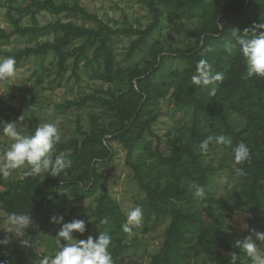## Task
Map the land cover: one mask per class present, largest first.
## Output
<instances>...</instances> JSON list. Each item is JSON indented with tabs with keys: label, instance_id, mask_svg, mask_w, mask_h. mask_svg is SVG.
I'll return each mask as SVG.
<instances>
[{
	"label": "trees",
	"instance_id": "1",
	"mask_svg": "<svg viewBox=\"0 0 264 264\" xmlns=\"http://www.w3.org/2000/svg\"><path fill=\"white\" fill-rule=\"evenodd\" d=\"M145 3L153 13L148 27L118 29L78 3L30 0L17 8L11 0H0V7L7 6L20 15L40 9L55 15L79 16L95 24L85 26L71 20H56L42 26H21L18 18L6 12L12 30L9 33L0 31V40L12 34L32 38L46 32L56 35L54 41L7 53V57L15 58L17 68L22 59L51 52L55 69L54 77L49 80L52 87L60 85L70 58L73 60L71 74L78 81L80 61L88 57L89 51L92 55L86 66L91 61L96 64L90 73L92 79L104 83L119 79L121 72L115 69L109 43L114 35H136L127 53L131 58L164 19L196 21L194 28L186 30V34L194 39L192 47L165 52L157 46L149 66L134 68L127 74L124 88H107L59 104L60 108L68 109L94 103L112 115L111 130L99 126L97 117L92 115L89 131L83 130L78 123L76 135L67 140L61 138L55 145L53 157L65 155L71 161L59 177L50 175L41 180L39 176L28 175L26 166L24 177L7 181L5 188L0 190L1 208L6 214L0 217V222L14 212L38 213L42 228L54 211L64 210L66 193L70 197L87 199L100 189L94 205L81 208V219L92 221L90 232L94 239L99 232H107L112 237L109 251L114 264H130L125 258L129 247L125 239L132 230L123 231L126 216L111 195L109 176L98 170L99 163L113 160L112 143H117L124 151L125 165L145 194L146 219H153L154 224L168 220L162 244L151 256L149 264H191L199 254L216 258L218 264H231L232 252L239 256L237 264H247L245 253L221 236L225 218L212 204L209 175L213 170L203 161L213 144L206 154L200 153L199 144L209 136L224 134L232 140L231 146L221 145L226 152L231 153L241 141L250 149V161L238 165L244 168L246 175L237 177L238 184L230 193L233 209L248 208L252 215L249 228L241 234L243 239L252 234V229L257 231L264 198V78H244L245 63L233 30L243 32L247 28L252 35L254 26L264 23V0H145ZM260 32L264 29L255 28V34ZM77 39L83 42L68 49ZM173 56L182 61L181 67L167 63L166 59ZM201 59L211 64L214 73H223V80L215 82V96L209 94L213 85L201 88L191 83V76ZM169 91L181 107L190 110V116L187 122H175L172 147L167 152V144L153 131V125L157 120L154 107ZM31 110L32 101L21 110L0 99V121L9 122L21 115L30 120ZM2 128L0 124V133ZM4 151L5 145L0 141V155ZM193 183L206 186V200L194 198L190 187ZM105 219L107 223H103ZM40 228L25 234L24 238L32 242L31 247L25 248L15 240L0 245V264H32L45 255L36 249L34 235ZM4 238L0 235V239Z\"/></svg>",
	"mask_w": 264,
	"mask_h": 264
},
{
	"label": "rangeland",
	"instance_id": "2",
	"mask_svg": "<svg viewBox=\"0 0 264 264\" xmlns=\"http://www.w3.org/2000/svg\"><path fill=\"white\" fill-rule=\"evenodd\" d=\"M65 2L69 5L78 3L86 8L89 12L95 13L108 25L123 29L127 27L145 28L153 20V13L149 9L145 0H54ZM15 7H23L30 0H11ZM6 12H10L15 18L19 19L21 26L37 24L45 25L49 22L71 20L79 25L95 26L93 22L82 19L79 16H69L67 14L55 15L47 10L33 9L28 13L19 14L17 11L9 10L7 6L0 7V31L9 33L12 30L9 17ZM195 20L186 19H164L150 36L140 45L136 53L127 57L129 46L136 38V35L117 34L110 38L109 43L114 54L115 69L121 72V77L111 83H104L90 77L91 70L96 67L94 61L86 64L91 59V51L88 57L80 61L78 71L80 79L77 81L71 74L72 58L68 60V70L61 79V83L56 87L49 84V80L54 77L55 69L52 66L54 60L51 52L45 56H30L22 59L16 68L14 78L0 80V99L18 109L25 110L30 101H32V110L29 113L30 120L26 117L19 121L18 117H13L9 122H18V127L25 133L34 131L41 122H55L61 130V138L67 140L75 134V128L79 123L83 130H90V117H97L99 126H105L111 130L112 115L102 110L94 103L88 102L81 108L62 109L59 104L66 100H79L85 95L96 93L99 90L114 88L116 90L124 88L127 83V74L134 68L142 69L150 65L152 52L157 46L167 50L186 49L194 45V39L186 34V30L194 28ZM56 35L52 32L39 33L35 37L19 36L12 34L6 39L0 40V58L7 57L8 52H14L26 46H34L44 41H54ZM82 39L74 40L71 49L80 45ZM164 52V54H165ZM169 65L181 67L182 61L179 58L169 57L166 59ZM40 78V80L38 79ZM154 113L157 114V120L153 125V131L167 144V152L172 147V138L174 133V124L176 121H189L190 110L181 107L176 101L171 91L165 97L160 98L154 107ZM168 132L169 135H168ZM0 141L4 143L5 150L10 145L9 139L0 133ZM211 150L204 156V163L209 165L213 170L210 175V198L216 211L223 214L225 226L221 231V236L231 245L237 239H241L243 231L249 228L248 222L252 215L248 208L233 209L230 193L233 192L238 184L237 176L233 170V152H226L221 145L212 143ZM115 150L113 160L110 162H101L98 164V170L109 176L110 192L118 202L124 212L126 208L141 206L144 213L143 223L140 227H133L130 234L126 237L125 242L128 244L126 250V261L130 264H149L151 256L157 252L162 244L163 232L168 224V220H159L155 224L153 219H146L145 216V194L142 192L133 178L132 171L124 163V151L117 143H112ZM54 158V157H53ZM26 175V166L13 169L9 177L0 178V190L5 188L6 182L16 178H22ZM50 174H40L41 180H46ZM224 177L225 182L220 183V178ZM95 196L87 199L80 197H70L66 193L65 206L62 212L54 211L51 215L63 216L61 223L48 222L40 228V214H30L36 221V228H40L34 235L36 249L41 254H49L55 248V235L62 227V223L69 220L81 219V208L93 206ZM1 208L0 217L5 216ZM259 222L256 225L257 231L264 232V198L262 210L259 212ZM5 221V220H4ZM0 222V235L9 237L11 240L19 242L21 238L14 237L7 233L3 228L7 227L5 222ZM92 221L85 220L86 232L81 234L74 232L76 239H86L91 235L90 228ZM248 227H243L244 225ZM227 229V230H226ZM34 229L30 228L28 231ZM27 231L25 232V234ZM255 239V237H253ZM259 245L260 242L257 241ZM264 248V245H261ZM228 254V253H227ZM247 264H251L248 258L245 259ZM33 264V262H32ZM191 264H218L216 258L207 257L203 254L195 256Z\"/></svg>",
	"mask_w": 264,
	"mask_h": 264
},
{
	"label": "clouds",
	"instance_id": "3",
	"mask_svg": "<svg viewBox=\"0 0 264 264\" xmlns=\"http://www.w3.org/2000/svg\"><path fill=\"white\" fill-rule=\"evenodd\" d=\"M255 28L264 29V23L255 25L253 34L249 35V29L243 32L233 30L236 43L240 46L241 55L245 63L246 73L244 78L253 76L264 78V32L255 34ZM243 33V34H241ZM210 50V49H209ZM16 75V60L13 56L0 58V80L14 78ZM223 73L213 72L211 64L201 59L196 65V72L191 76V83L201 88L213 85L209 94L215 96V82L223 80ZM24 115L18 120L22 121ZM2 132L9 139L10 145L0 155V178H7L11 170L22 166L28 167V175L39 176L50 174L59 177L66 170L71 161L65 155H56L53 158L55 145L61 141V130L55 122H41L34 131L25 133L18 127V122H3ZM231 146L232 140L224 134L209 136L199 144L201 154L209 151L210 145ZM233 170L237 177L246 175L244 168L238 167L246 161H250V149L241 141L232 148ZM220 183L225 178H220ZM193 196L199 201L207 199V188L204 185L191 184ZM126 222L122 225L124 232H129L133 227H140L143 223L144 213L141 206L129 207L124 211ZM63 216L53 215L50 222L61 223ZM7 227L3 228L14 237L23 238L20 243L25 248L31 247L32 242L24 238L25 232L36 228V221L29 213H11L5 218ZM103 223H107L105 219ZM243 227L247 228L245 224ZM86 223L82 219H73L71 222L62 223V227L55 235L56 248L47 255H41L33 261V264H114L113 257L109 251L112 237L107 232H99L97 238L89 235L86 239H76L74 232L85 233ZM227 230V229H226ZM253 234L255 239L253 238ZM257 241L260 244H257ZM11 238L0 239V245H8ZM264 232L252 229V234L243 239H237L234 246L242 250L249 258L251 264H264ZM239 256L236 252L231 254V264H237Z\"/></svg>",
	"mask_w": 264,
	"mask_h": 264
}]
</instances>
